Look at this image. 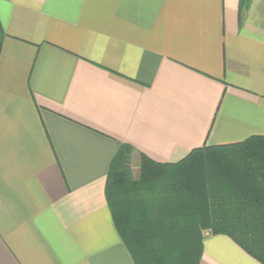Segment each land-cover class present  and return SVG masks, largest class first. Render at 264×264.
I'll return each instance as SVG.
<instances>
[{"label":"crops","instance_id":"0c3cea01","mask_svg":"<svg viewBox=\"0 0 264 264\" xmlns=\"http://www.w3.org/2000/svg\"><path fill=\"white\" fill-rule=\"evenodd\" d=\"M0 264H135L111 164L264 137V0H0ZM200 264H262L206 234Z\"/></svg>","mask_w":264,"mask_h":264},{"label":"trees","instance_id":"16d2710c","mask_svg":"<svg viewBox=\"0 0 264 264\" xmlns=\"http://www.w3.org/2000/svg\"><path fill=\"white\" fill-rule=\"evenodd\" d=\"M5 37L0 22V56ZM132 153L118 152L105 193L135 264H200L207 233L264 264V137L205 145L173 163L141 154L138 176Z\"/></svg>","mask_w":264,"mask_h":264},{"label":"rangeland","instance_id":"374dc122","mask_svg":"<svg viewBox=\"0 0 264 264\" xmlns=\"http://www.w3.org/2000/svg\"><path fill=\"white\" fill-rule=\"evenodd\" d=\"M132 167H133V169H134V175H135V176H138V164H137L136 162L133 161V163H132ZM207 234H209V233H207Z\"/></svg>","mask_w":264,"mask_h":264}]
</instances>
